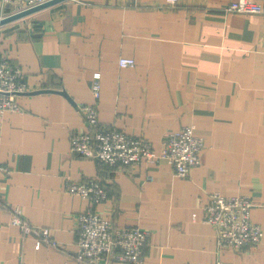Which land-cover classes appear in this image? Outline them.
<instances>
[{
	"label": "crops",
	"instance_id": "obj_1",
	"mask_svg": "<svg viewBox=\"0 0 264 264\" xmlns=\"http://www.w3.org/2000/svg\"><path fill=\"white\" fill-rule=\"evenodd\" d=\"M230 1L63 0L0 25V57L19 64L33 88L17 95L21 112L0 113V163L10 168L0 171V264H91L73 258L77 216L88 209L148 231L141 263L99 264H264V16L227 10ZM121 56L134 65L119 66ZM85 103L100 124L155 150L169 132L193 126L204 142L199 164L181 177L164 160L110 169L71 153ZM95 176L107 190L101 202L65 189ZM215 191L249 197L259 244L235 251L218 243L203 221ZM14 205L51 227L59 248L9 224Z\"/></svg>",
	"mask_w": 264,
	"mask_h": 264
},
{
	"label": "built area",
	"instance_id": "obj_2",
	"mask_svg": "<svg viewBox=\"0 0 264 264\" xmlns=\"http://www.w3.org/2000/svg\"><path fill=\"white\" fill-rule=\"evenodd\" d=\"M47 0H0V9L11 5L13 13L41 4ZM175 4L177 0H166ZM227 10L259 13L264 16V0H231ZM2 17V16H0ZM133 57L121 56L118 65L131 67ZM100 72H94L90 82V91L94 99L100 96ZM19 64L0 57V113L5 111L21 112L17 95L30 91ZM77 110L82 117L83 127L69 138V151L93 158L110 169L138 164L142 159L149 161L164 160L170 164L177 176H187L200 162L199 153L204 146L203 138L194 133L193 126H182L167 134L159 150L152 142L141 136H131L113 126L102 125L98 120V110L92 103L78 104ZM0 171L9 174L10 168L0 163ZM67 192L77 194L92 203L106 199L107 190L101 177L95 176L82 181L65 182ZM7 203L2 199L0 205ZM252 202L245 195H224L211 192L203 206V221L216 230L217 241L222 246L239 251L246 246L257 245L262 241L261 226L250 219ZM8 223L19 229L21 234L30 235L53 249L59 248L60 242L55 238L54 230L49 226L31 223L25 218L19 205L10 206ZM75 261H89L99 264L101 260L112 258L120 262L141 263L148 231L136 225L116 226L91 210L78 214L76 226Z\"/></svg>",
	"mask_w": 264,
	"mask_h": 264
},
{
	"label": "water",
	"instance_id": "obj_3",
	"mask_svg": "<svg viewBox=\"0 0 264 264\" xmlns=\"http://www.w3.org/2000/svg\"><path fill=\"white\" fill-rule=\"evenodd\" d=\"M61 1H63V0H47L41 4H38V5H35L32 7H29V8H25V9L7 14L5 16L0 17V25H3V24H6L8 22H11L13 20L22 18V17L27 16V15L35 12V11H38L42 8L48 7L50 5L56 4V3L61 2ZM39 91H45V90H39ZM58 92L63 94L64 96L68 97L65 90H59Z\"/></svg>",
	"mask_w": 264,
	"mask_h": 264
}]
</instances>
